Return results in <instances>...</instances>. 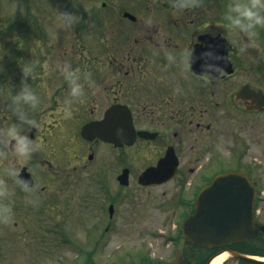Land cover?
Wrapping results in <instances>:
<instances>
[{"label": "flooded vegetation", "instance_id": "af4514ba", "mask_svg": "<svg viewBox=\"0 0 264 264\" xmlns=\"http://www.w3.org/2000/svg\"><path fill=\"white\" fill-rule=\"evenodd\" d=\"M162 3L166 15L95 17L98 55L88 60L75 51L68 63L91 74L81 81L85 96L74 102L71 118L57 113L69 92L64 63L39 70L52 87L49 96L39 88L36 114L52 120L44 131L55 133L59 148L83 153L93 173L85 192L70 177V191L62 193L60 182L43 205L70 208L75 222L59 224L71 229L60 241L84 244L88 264H213L219 258V264H264V62L254 65L252 50L240 56L227 44L220 17L216 24L167 15L171 4ZM82 19L79 30L88 29ZM161 43L177 57L184 48L199 56L210 46L231 59L220 62V79L204 83L195 75L202 60L191 72L168 66L162 53L154 55ZM101 121L107 123L100 133L114 141L83 137L85 126ZM159 166L164 175H142ZM229 171L245 172L256 185V234L223 246L193 241L185 223L205 187ZM46 190L42 185L38 192Z\"/></svg>", "mask_w": 264, "mask_h": 264}, {"label": "rangeland", "instance_id": "374dc122", "mask_svg": "<svg viewBox=\"0 0 264 264\" xmlns=\"http://www.w3.org/2000/svg\"><path fill=\"white\" fill-rule=\"evenodd\" d=\"M164 1L170 2V0H0V126H8L16 122V117L10 111L11 97L21 89V81L24 79L21 66L25 62L35 64L27 83L37 95L41 92L39 91L40 85L46 83L47 87H42V89L49 96L52 93V87L46 80L37 76L42 73L39 70L45 64L48 66L70 63L69 59L75 51L80 52L81 56L88 60L92 58V55L94 57L98 55L97 46L94 44L98 39L92 34L93 22H96L95 17H117L122 16L125 11L136 16L153 15L155 11L158 15H166L160 12L163 10L162 2ZM228 2L229 0L226 3L224 0H205L203 8L182 13L168 9L167 15L217 24L218 20L214 17H220L223 14ZM103 3H105L104 6ZM29 9L32 15L27 19L25 15ZM64 12L71 13L78 18V23L69 31L64 30L60 21L59 13ZM83 17L87 18L85 22H88L90 29L79 30V22L83 20ZM26 19L31 21L28 38L24 30L17 26L19 21ZM113 22L117 23V20ZM50 28L56 33L55 39L49 35ZM113 30V28L107 29V31ZM259 32L261 33V29ZM259 40L258 47L252 50L251 57L254 65H259L261 61L264 62V45ZM91 45L94 46L93 54H89ZM102 60L103 57L100 61ZM49 105L46 103V107ZM25 111L30 118L33 117L32 119L40 123L41 128L38 131L29 129L25 125L24 133L33 140L37 135L42 137L43 147L34 152L28 160L19 161L15 156L10 155L7 161L0 162V177H3L10 189L14 191L15 212L12 223L0 225V264H83L84 261L87 262L83 258L86 252H81L77 247L60 241L66 240L65 232L71 230L59 226L60 223L67 222V225L72 223L71 212L67 211L70 208L62 207L61 211H58L52 205L53 202L44 207L43 200L50 196L54 197L53 194L58 191L60 182H62V193L70 191V177L78 182V191L85 192L84 185L88 182L87 177L93 173L87 166L86 157L80 159L84 156L83 153L73 149L66 150V147L59 148L60 145L56 143L57 137L53 138L51 134L55 135V133L44 131L48 123L52 121L51 119L38 116V114L34 115V112H31L32 109L27 107ZM10 165L14 166L18 172L23 166H27L34 179L37 180L36 192L32 197L36 201L35 204H27L25 193L15 184L13 178L4 174V169ZM42 185L47 187L44 193L38 192ZM61 196L65 198L64 194ZM17 207L23 209L17 210ZM77 234L82 235L84 232ZM80 247L86 248L84 244Z\"/></svg>", "mask_w": 264, "mask_h": 264}, {"label": "clouds", "instance_id": "9594fccd", "mask_svg": "<svg viewBox=\"0 0 264 264\" xmlns=\"http://www.w3.org/2000/svg\"><path fill=\"white\" fill-rule=\"evenodd\" d=\"M171 8L182 13L188 10L203 8L205 0H170ZM87 11V8L85 7ZM60 21L65 31L73 29L78 23L77 16L64 12L59 13ZM224 23L220 25L225 30L224 39L227 44L240 56L249 53V50H254L258 47L260 37V29H264V0H229L223 16ZM151 23V20L148 21ZM208 26H205V29ZM49 35L55 39L56 33L50 28ZM18 39V38H17ZM161 39H163L161 35ZM163 54L168 66L177 65L185 72L193 71V65L198 61H203L201 64L200 74L195 75L204 83H211L220 79L225 70L220 66V62H230L231 53L222 56L217 54L212 47L208 46V50L202 52L199 56L196 55L194 47L184 48L179 57L173 50H169L161 43V47L154 49V55ZM35 64L33 62H25L21 66L24 79L21 81L20 91L11 97L10 111L16 117V122L8 126H0V162L7 161L11 156H15L19 161H25L32 157L33 153L43 147L42 137L36 136L35 140L25 134L23 129L27 125L29 129L41 128L40 123L29 117L25 111V107L36 110L40 104V97L36 94L33 88L27 83L28 77L33 73ZM47 68V64L44 65ZM167 71V67L165 68ZM61 73L65 81L69 85L68 98L58 107L57 113L62 115L64 119H69L72 116V106L74 102L83 103L85 96V87L81 81L89 82L91 74L82 72L79 67L74 70L71 64H64ZM40 87H47L46 83ZM180 91L179 88L176 89ZM4 174L13 178L15 184L20 190L25 193V202L27 204H35L36 201L32 198L36 192V187L27 180L19 178V172L14 166H8L4 169ZM14 191L10 189L7 181L0 177V225H8L14 221Z\"/></svg>", "mask_w": 264, "mask_h": 264}, {"label": "water", "instance_id": "95a60500", "mask_svg": "<svg viewBox=\"0 0 264 264\" xmlns=\"http://www.w3.org/2000/svg\"><path fill=\"white\" fill-rule=\"evenodd\" d=\"M125 16L134 17L128 12ZM105 123L107 122H94L85 126L83 137L114 141V136L100 133ZM132 138L133 134L126 135L127 142H132ZM164 170L159 166L149 169L143 176H162ZM19 178L34 185L32 175L26 167L21 170ZM255 201L256 186L245 172L230 171L219 174L201 192L195 214L185 223V234L206 246H223L246 240L256 234Z\"/></svg>", "mask_w": 264, "mask_h": 264}, {"label": "trees", "instance_id": "16d2710c", "mask_svg": "<svg viewBox=\"0 0 264 264\" xmlns=\"http://www.w3.org/2000/svg\"><path fill=\"white\" fill-rule=\"evenodd\" d=\"M225 1V3H226V1L227 0H224ZM225 5L223 4V7H224ZM226 8V7H225ZM225 12V11H224ZM224 12H223V14L221 15L222 17L224 16ZM32 15V11L29 9V10H27V12H26V17H27V19L30 17ZM22 20V21H19L18 22V24H17V26H19V28L21 29V30H24V33H25V36H26V38H28V36H29V34H28V32L30 31V29H31V21H28V20ZM223 19V18H222ZM12 30H14V28H11ZM28 34V35H27ZM25 38V39H26ZM25 39H24V41H25ZM22 53V52H21Z\"/></svg>", "mask_w": 264, "mask_h": 264}, {"label": "bare ground", "instance_id": "6f19581e", "mask_svg": "<svg viewBox=\"0 0 264 264\" xmlns=\"http://www.w3.org/2000/svg\"><path fill=\"white\" fill-rule=\"evenodd\" d=\"M221 262H222V259L219 258V259H216V260L213 262V264H219V263H221Z\"/></svg>", "mask_w": 264, "mask_h": 264}]
</instances>
